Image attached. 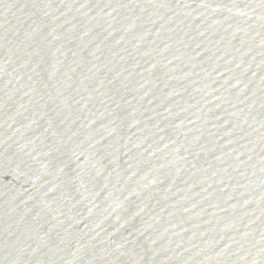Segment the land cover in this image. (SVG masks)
I'll return each mask as SVG.
<instances>
[{
	"label": "water",
	"instance_id": "1",
	"mask_svg": "<svg viewBox=\"0 0 264 264\" xmlns=\"http://www.w3.org/2000/svg\"><path fill=\"white\" fill-rule=\"evenodd\" d=\"M0 264H264V0H0Z\"/></svg>",
	"mask_w": 264,
	"mask_h": 264
}]
</instances>
